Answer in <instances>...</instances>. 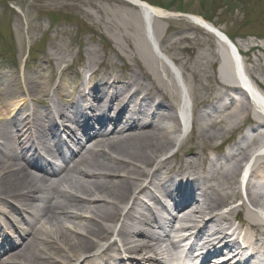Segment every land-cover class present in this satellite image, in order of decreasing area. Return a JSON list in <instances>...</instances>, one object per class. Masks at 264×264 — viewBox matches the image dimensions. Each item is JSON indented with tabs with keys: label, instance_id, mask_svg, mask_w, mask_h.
I'll return each mask as SVG.
<instances>
[{
	"label": "bare ground",
	"instance_id": "bare-ground-1",
	"mask_svg": "<svg viewBox=\"0 0 264 264\" xmlns=\"http://www.w3.org/2000/svg\"><path fill=\"white\" fill-rule=\"evenodd\" d=\"M124 1L141 11L156 47L137 18L120 14L111 35L129 75L90 58L65 75L57 69L67 59L49 58L46 81L15 77L0 90V255L9 251L0 264H185L187 241L192 262L264 264V114L241 90L243 73L217 37L236 47L263 92L264 46L244 47L190 14L193 26L159 48L152 24L173 14ZM125 30L140 36L137 43H125ZM204 30L207 40L192 34ZM66 76H75L71 87ZM257 101L264 107L263 97ZM180 113L193 127L185 140ZM96 122L113 131L85 153ZM160 187L174 210L142 214L140 196Z\"/></svg>",
	"mask_w": 264,
	"mask_h": 264
},
{
	"label": "rangeland",
	"instance_id": "rangeland-1",
	"mask_svg": "<svg viewBox=\"0 0 264 264\" xmlns=\"http://www.w3.org/2000/svg\"><path fill=\"white\" fill-rule=\"evenodd\" d=\"M142 1L173 14L166 21L154 20L152 24L153 36L159 48L163 39L166 40V46L173 44L184 33L186 26H193L187 18L190 14L204 17L216 28L226 32L232 41L244 47L249 43L264 46V0ZM120 14L128 20L137 18L142 24V36L148 39L141 11L124 0H0V90L15 77L21 80L27 77L31 83L46 81L45 77L51 69L49 58L67 59L57 69H63L65 75H76L88 58L109 64L114 68L108 70L116 74L129 75L123 54L114 46L111 35L115 23H121ZM192 34L207 40L208 32L205 30L202 34ZM121 36L125 43L126 40L137 43L140 37L134 30H125ZM147 42L153 47L151 40ZM159 48L158 52L162 50ZM200 50L203 48L198 52ZM190 57L194 58L195 55ZM193 67L196 65L193 64ZM100 70L105 72V66ZM61 72L53 81V89L59 84ZM74 79L75 76L71 79L66 76L63 80L67 82L66 86L71 87L70 83ZM176 152L171 151L169 156ZM160 233L165 239L164 233ZM165 246L170 247L169 243ZM192 261L186 260V264L197 263Z\"/></svg>",
	"mask_w": 264,
	"mask_h": 264
}]
</instances>
